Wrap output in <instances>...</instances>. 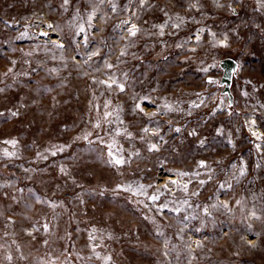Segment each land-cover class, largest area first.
Here are the masks:
<instances>
[{"label":"rangeland","instance_id":"374dc122","mask_svg":"<svg viewBox=\"0 0 264 264\" xmlns=\"http://www.w3.org/2000/svg\"><path fill=\"white\" fill-rule=\"evenodd\" d=\"M0 114V264H264V0H0Z\"/></svg>","mask_w":264,"mask_h":264},{"label":"water","instance_id":"95a60500","mask_svg":"<svg viewBox=\"0 0 264 264\" xmlns=\"http://www.w3.org/2000/svg\"><path fill=\"white\" fill-rule=\"evenodd\" d=\"M218 66L221 69V76L219 79V86L222 87L221 92L227 96L228 105L233 104V94L231 91V84L233 78L236 76L239 64L238 61L232 57H224L218 61Z\"/></svg>","mask_w":264,"mask_h":264},{"label":"snow or ice","instance_id":"6c2138e0","mask_svg":"<svg viewBox=\"0 0 264 264\" xmlns=\"http://www.w3.org/2000/svg\"><path fill=\"white\" fill-rule=\"evenodd\" d=\"M67 2H68V0H64V3H65V4H67ZM112 10L115 11V6H113V9H112ZM233 11H234V10H233ZM89 18L91 19V17H89ZM51 27H52V25H49V28H51ZM174 27H178V25H176V26H174ZM81 31H83V29H81ZM136 32H137V28H136V26H135V25H132V27L129 29V35H130V36H135V35H136ZM161 34H163V33H161ZM42 35H47V33H42ZM197 39H199V37H197ZM221 43H222V42H221ZM92 55H96V53H93ZM121 55H123V52L121 53ZM108 67H111V65H108ZM212 82H213V81H211V79H210V80H209V83H212ZM245 95H246V93H245ZM196 107H198V105H196ZM0 115H2V114H0ZM12 115H16V113H12ZM255 124H256V121L253 120V121L250 122L249 127H250V128H251V127H254ZM145 131H146V130H145ZM175 131H176V132H179L180 129H179V128H176ZM192 134H194V133H190V135H192ZM252 135H253V136H256L257 139H260V138H261L260 135H258V133L255 132V131L252 132ZM229 143H231V141H229ZM257 147L259 148V145H257ZM61 150H62V149H61ZM155 150H157V145H156V144H152V145L150 146V148H149V151H155ZM52 155H55V152H53ZM115 162H116L117 164L123 163V161H121V160H116ZM200 166H201V167H204V166H206V165L204 164L203 161H201V162H200ZM61 171H63V169H61ZM241 175H243V169H241ZM193 194L195 195V193H193ZM153 199H155V197H153ZM237 203H239V201H237ZM225 207H227V205H225ZM44 227H45V229H47V225H46V224L44 225ZM254 246H255V245H253V247H254Z\"/></svg>","mask_w":264,"mask_h":264}]
</instances>
